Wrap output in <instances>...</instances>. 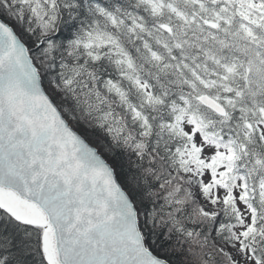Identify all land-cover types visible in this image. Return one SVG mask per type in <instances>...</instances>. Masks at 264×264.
Returning a JSON list of instances; mask_svg holds the SVG:
<instances>
[{"label":"snow or ice","instance_id":"6c2138e0","mask_svg":"<svg viewBox=\"0 0 264 264\" xmlns=\"http://www.w3.org/2000/svg\"><path fill=\"white\" fill-rule=\"evenodd\" d=\"M0 264H264V0H0Z\"/></svg>","mask_w":264,"mask_h":264}]
</instances>
